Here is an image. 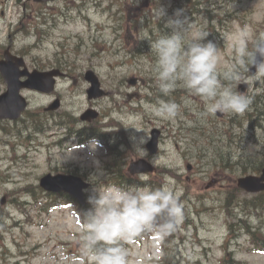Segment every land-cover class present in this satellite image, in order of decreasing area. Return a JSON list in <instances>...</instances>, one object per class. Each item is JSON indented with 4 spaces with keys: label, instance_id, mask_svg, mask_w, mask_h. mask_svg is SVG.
<instances>
[{
    "label": "rangeland",
    "instance_id": "rangeland-1",
    "mask_svg": "<svg viewBox=\"0 0 264 264\" xmlns=\"http://www.w3.org/2000/svg\"><path fill=\"white\" fill-rule=\"evenodd\" d=\"M95 1L101 5L89 6L81 15L75 10V14L64 15L62 21L49 25L53 42L41 50V55L53 58L57 54L55 60L61 61L67 73L57 84L65 101L59 110L78 116L92 102L102 117L86 123V133H110L112 138L123 140L121 152L105 154L99 143L95 148L90 142L79 149L66 145L56 148L47 130L34 131L39 122L46 123L48 112L44 109L52 99L23 90L35 119L4 127L0 132V264H92L79 245L83 217L80 220L72 212L85 208L77 204L49 209L45 200L60 202L63 197L45 194L39 179L61 168L78 172L90 184L85 190L87 202L95 187L115 183V176H111L114 165L122 166V172L116 175L118 181L125 180V173L153 189L170 181L183 211L174 231L162 235L155 229L148 230L123 242L129 253L128 264H162L164 254L175 246L176 258L182 264H264V252L256 251L263 243L264 213L259 210L256 215L255 209H246L245 202L251 201L252 195L237 188L239 177L261 170L264 118L260 125H251L244 113L203 117V102L179 83L165 101L178 105V115L171 120L156 116L154 108L161 100H157L160 92L152 72L155 56L150 41L171 32L165 21L182 8L177 0ZM201 2L203 16L197 11L191 17L182 9L190 22L189 36L201 29L209 32L205 42L217 45L218 73L235 68L242 79L234 83V89L247 96L259 95L264 91V78L250 75L249 67L239 63L235 49L242 43L251 49L254 39L264 34V0ZM157 8L166 12L160 20ZM135 49L140 52L137 57ZM88 70L98 75L108 95L88 100L85 91L89 84L84 78ZM131 79L135 81L130 83ZM243 84L245 88L239 89ZM4 89L0 80V93ZM233 118L237 121L231 122ZM7 122L12 121L4 120L3 124ZM24 128L33 131L29 138L25 133L13 136ZM155 128L161 136L158 154L153 157L154 170L139 176L131 174V162L148 155L146 144L142 147L147 154L135 152L132 138L145 135L149 140ZM143 179L148 184L144 185ZM247 221L255 232L249 233L244 225ZM172 233L175 241L170 239Z\"/></svg>",
    "mask_w": 264,
    "mask_h": 264
},
{
    "label": "clouds",
    "instance_id": "clouds-1",
    "mask_svg": "<svg viewBox=\"0 0 264 264\" xmlns=\"http://www.w3.org/2000/svg\"><path fill=\"white\" fill-rule=\"evenodd\" d=\"M156 16L158 20L164 18L165 10L157 8ZM189 25L183 10H177L165 21V27L171 29L170 34H162L150 41L155 56L152 72L159 92L168 96L179 83L203 102L204 110L200 113L203 117L244 113L251 98L233 87L242 79L240 72L230 68L218 73L217 45L210 40L205 42L209 32L203 29L189 36ZM235 53L240 64L255 68L252 75L256 79L264 78V34L254 39L251 49L242 43ZM178 111L176 103L163 100L154 108L156 116L167 120L174 119ZM132 139L135 152L147 154L142 146L148 138L144 135ZM93 143L95 148L98 147V142L92 141L90 145ZM95 148L90 146L91 150ZM170 184L168 181L155 189L137 185L95 187L87 197L90 207L83 214L79 239L82 254L92 264H128L129 253L123 242L148 230L155 229L162 235L174 231L183 211L179 194Z\"/></svg>",
    "mask_w": 264,
    "mask_h": 264
},
{
    "label": "flooded vegetation",
    "instance_id": "flooded-vegetation-1",
    "mask_svg": "<svg viewBox=\"0 0 264 264\" xmlns=\"http://www.w3.org/2000/svg\"><path fill=\"white\" fill-rule=\"evenodd\" d=\"M178 1L181 2V0ZM100 5L95 0H0V18L2 19L6 15L9 17L7 20L2 19L3 28H0V60H6L4 53L7 51L11 56L22 59L23 65L18 67L19 70H36L41 73L56 70L61 73L58 79L67 77L61 61L59 59L55 60L57 54H54L53 58L48 55H41V50L48 43L53 42L50 34H48V27L53 23L62 21L64 15L75 14V10L81 15L84 14L87 7ZM183 5L186 7L185 2H183ZM4 21H7L6 26ZM56 35L58 36V34ZM10 59L13 58L10 57ZM0 78L2 79L1 74ZM20 78L25 79L27 75ZM60 94L59 91H52L47 97L52 100H59L61 107V104L65 101ZM89 105L92 106V102ZM59 108L58 110H46L48 112L47 119L49 120V138H52V142L58 149H61L64 145L72 149L83 147L87 130L85 127L86 122L81 120L79 115L69 113L68 110L61 112ZM97 115L100 121L102 113L99 111ZM3 122L4 120H0V132L5 127ZM96 134L97 142L105 154H109V152L114 154L116 148L121 152L123 140L116 141L110 133L100 132ZM112 134L116 136V133L113 132ZM107 135L109 138L103 140V136ZM110 140H113V142L111 143ZM60 172L71 173L72 171L69 168H61Z\"/></svg>",
    "mask_w": 264,
    "mask_h": 264
},
{
    "label": "water",
    "instance_id": "water-1",
    "mask_svg": "<svg viewBox=\"0 0 264 264\" xmlns=\"http://www.w3.org/2000/svg\"><path fill=\"white\" fill-rule=\"evenodd\" d=\"M20 64V60L18 61ZM0 70L3 75L4 81L7 84V90L0 95V118L15 119L18 118L21 112L25 109L27 102L26 99L20 94V91L24 88L33 89L42 92L52 91L55 84L56 72L48 73L50 78L43 77L44 74L33 71L29 73L28 79L21 80L22 74L11 63H0ZM255 72V68L250 69L249 73ZM85 79L91 83V86L87 89L90 97H97L102 92L100 89V83L97 76L93 71H87ZM245 88V85L241 86ZM220 115V113H218ZM95 112L88 110L84 113L82 118L91 119L94 118ZM158 131L153 130L151 132V139L147 143L146 147L151 154H154L157 150ZM153 169L152 165L139 160L131 165V171L133 172H147ZM237 184L240 188L247 192H259L264 190V167L262 168L260 175H247L240 177L237 180ZM40 186L49 192H65L71 196L77 198L81 203H84L83 189L88 187V184L84 182L80 177L72 175H50L47 174L40 179Z\"/></svg>",
    "mask_w": 264,
    "mask_h": 264
},
{
    "label": "trees",
    "instance_id": "trees-1",
    "mask_svg": "<svg viewBox=\"0 0 264 264\" xmlns=\"http://www.w3.org/2000/svg\"><path fill=\"white\" fill-rule=\"evenodd\" d=\"M251 98V104L249 105V108L244 112V116L246 117V120H248L251 125L255 123V125H260V120L264 118V91L260 93L259 95H250ZM237 117V116H234ZM237 120L235 118L232 119L231 122H236ZM264 165V161L261 163L260 167ZM260 167H258L256 170H259ZM115 176L116 181H118V178ZM245 208L249 209H260L261 211L264 210V193H260L256 197H253L251 201L246 200L245 202ZM173 234L171 236V241L173 240ZM263 243L261 244V248L264 249V238ZM169 252V253H168ZM178 255L175 249L173 247H170L167 252L164 254V257L162 259V264H182L180 259H177L176 256Z\"/></svg>",
    "mask_w": 264,
    "mask_h": 264
},
{
    "label": "bare ground",
    "instance_id": "bare-ground-1",
    "mask_svg": "<svg viewBox=\"0 0 264 264\" xmlns=\"http://www.w3.org/2000/svg\"><path fill=\"white\" fill-rule=\"evenodd\" d=\"M251 128H253V127H251ZM264 167V165L263 166H261V169ZM227 195H229V194H227ZM233 197V196H232ZM228 199V198H227Z\"/></svg>",
    "mask_w": 264,
    "mask_h": 264
}]
</instances>
